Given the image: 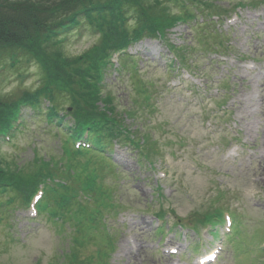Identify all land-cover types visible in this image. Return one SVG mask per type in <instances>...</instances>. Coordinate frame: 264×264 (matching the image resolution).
<instances>
[{
	"label": "rangeland",
	"instance_id": "obj_1",
	"mask_svg": "<svg viewBox=\"0 0 264 264\" xmlns=\"http://www.w3.org/2000/svg\"><path fill=\"white\" fill-rule=\"evenodd\" d=\"M208 1L209 6L203 9L208 8L211 14H224L225 21L218 22L222 27L217 28V23L214 25L225 33L224 39L229 41L227 49L223 45H219V49L214 46L220 38L206 34L203 31L205 24L196 26V20L198 23L204 20L202 13H199L193 20L172 29L168 35L169 42L178 46L181 53H187L185 63L190 70H168L173 54L167 43L147 38L130 47L129 52L136 57L124 56L123 61L127 66L122 65L119 74L112 72L108 78L110 92L123 121L138 131L135 133L138 138L157 140L166 154L164 160L157 161L150 168L138 156L140 151L132 145L115 146V158L119 160L118 166L127 179L123 184L125 189L121 190V201L130 210L121 213L112 222L118 235L110 264L163 263L160 253L149 252L143 245L133 257L128 256L122 248V242L130 237L138 244L144 239L149 240V237L157 238L153 232L156 223L153 216L158 213L159 206L155 201L157 196L154 189L157 185L164 189L167 198L165 206L169 209L167 216L171 223L182 219L189 224L194 218L205 214L212 206L211 198H218V192L222 190L226 196L233 197V208L246 214V217H253L245 224L250 232L249 238L259 232L264 241V80L256 87H248L247 78L242 76L244 71L241 70L240 61V56L244 54L248 59L255 58L258 70L264 72V0ZM167 2L168 15L172 16V11L181 12L174 0ZM239 2L248 7L235 15L234 6ZM34 40L31 45L36 47ZM106 41L100 29L87 27L81 35L62 40L60 49L63 54L58 53V57L66 55L67 74L64 80L68 87L76 89L77 95L90 99L95 83L89 81L85 84L80 74L92 78V69L96 67L98 58L106 54L103 49ZM208 49L218 52L207 53ZM216 53L226 55L217 56ZM86 55L89 65L83 67L86 64L81 57ZM43 57L45 54L42 52L37 54L36 62L23 58L12 67L9 57L5 55L3 67L7 68L4 73L0 72L2 106L21 99L26 90L39 92L42 88L54 87V80L43 78L41 74L44 69L39 59ZM50 57L52 55H46V59ZM222 79L227 80L219 82ZM250 81L254 83L251 78ZM225 85H228L226 92L229 99L223 105H218L217 99L225 92ZM142 88L146 96L153 94L149 101L156 108L146 113L151 107H141L144 113L136 114L133 112V101L141 100ZM68 97L71 99L70 94L65 99ZM70 104L65 106L71 108ZM139 106H143V103H139ZM133 113L135 119L130 116ZM208 117H211L210 121L206 120ZM44 125L42 118L30 120L24 125L27 128L16 132L13 138L0 140V160L5 168L2 167L13 172L11 178L18 174L22 181L28 182L40 172L52 177L54 169L59 166L50 165L46 159H62L66 157L64 151L71 150L64 134L51 126L45 129ZM234 137L237 139L234 140ZM36 140L39 154L34 157L31 142ZM215 142L223 146L234 143L239 148L238 155L224 162L221 151H215V147L211 146ZM151 144L156 147L152 141ZM41 154L45 161L36 160ZM84 155L80 156L82 161ZM74 161L77 164L80 162L75 158ZM104 163L109 164V161L104 160ZM161 171L166 172V177L161 176ZM111 177V170L107 165H102L96 170L89 169L84 176L81 171L74 170L67 180L66 176L59 178V181L68 183L60 188L63 195L69 197L75 194L82 207L72 209L67 215L76 227H79V222L86 223L80 230H71V224L69 227L52 222L48 213L35 216V211L32 212V208L27 210V207L17 211L13 229L0 220V264H62L66 262V257L62 258V251L67 248H71L68 260L76 259L78 264L102 259V251L109 250L105 244L108 245L110 239L98 229L106 226L103 222L105 218L112 219L117 212L115 187L103 181ZM216 180L220 187L216 185ZM78 182L96 186L76 185ZM143 217L150 225L137 224ZM260 221L263 222L261 229H257ZM64 231H82V234L74 236L72 245L71 236ZM247 250H250V245ZM226 258L233 260L230 255Z\"/></svg>",
	"mask_w": 264,
	"mask_h": 264
},
{
	"label": "trees",
	"instance_id": "obj_2",
	"mask_svg": "<svg viewBox=\"0 0 264 264\" xmlns=\"http://www.w3.org/2000/svg\"><path fill=\"white\" fill-rule=\"evenodd\" d=\"M182 1L195 10L196 6L202 9L203 6L208 7L210 4L208 0ZM165 2V0H0V53L25 50L37 58V54L43 52L45 57L39 59L44 69L43 76L54 80V87L42 88L38 96L27 101H30L32 106L43 110L45 108L43 101L49 100L51 107L46 108V114L51 118H55L54 113L68 109L65 104L71 103L76 118H87L97 112V101L102 98L98 91L94 90L97 94L88 102L89 99L79 94L76 97V89L66 84L64 80L67 74L65 72L66 56L64 54L58 57V53L63 54V52L56 50L57 47H52V44L58 40L60 30L82 16L78 23H83L85 20L91 26L100 28L105 38L130 36L129 23L132 22L131 27L137 30L138 34L151 35L157 30H165L175 21V16L166 13ZM192 12L194 10L186 9V14H192ZM131 15H134V19L130 21ZM206 34H210L212 38L218 37V33L213 30H209ZM32 38H35L36 47L31 45ZM46 55H52V57L46 59ZM81 59L86 64L83 67H87L88 55ZM76 70L79 74L78 69ZM80 77L85 84L91 81V78L81 74ZM96 77V73L93 72L92 78ZM72 91L73 98L65 99ZM28 95L29 93H25L24 96ZM106 99L109 105L112 104V95H106ZM16 112V102H10L4 106L0 104V126L2 122L11 120ZM12 175V171L6 174V176ZM2 177L3 171L0 170V179Z\"/></svg>",
	"mask_w": 264,
	"mask_h": 264
},
{
	"label": "bare ground",
	"instance_id": "obj_3",
	"mask_svg": "<svg viewBox=\"0 0 264 264\" xmlns=\"http://www.w3.org/2000/svg\"><path fill=\"white\" fill-rule=\"evenodd\" d=\"M126 244H127V243H126ZM128 247H129V246H128ZM129 253H130V255H133L132 252H131V249H130V248H129Z\"/></svg>",
	"mask_w": 264,
	"mask_h": 264
}]
</instances>
